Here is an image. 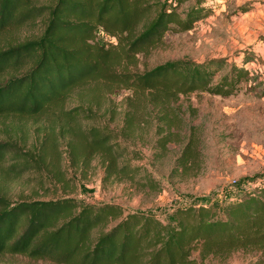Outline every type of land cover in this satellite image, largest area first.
Masks as SVG:
<instances>
[{
  "label": "trees",
  "instance_id": "obj_1",
  "mask_svg": "<svg viewBox=\"0 0 264 264\" xmlns=\"http://www.w3.org/2000/svg\"><path fill=\"white\" fill-rule=\"evenodd\" d=\"M184 1L0 0V32L43 25L39 35L0 48V77L10 75L0 83V116L58 108L77 137L71 142L76 160L99 155L108 177H138L160 190L152 174L134 164L143 157L131 147L136 128L155 125L161 156L187 130L178 105L182 95L229 96L250 77L247 68L228 65L225 57L168 60L141 72L128 69L168 31H189L206 16L198 4L180 10ZM100 33L106 41L98 39ZM90 80L97 87L132 91L120 129L92 107L65 108L73 89ZM83 121L89 126L82 129ZM11 154L16 160L11 167L18 173L31 168V162L39 167L44 161L16 143L0 142V162ZM199 165L200 150L189 135L176 169L188 173ZM174 215L175 220L165 222L153 212H127L117 202L69 196L13 201L0 189V256L25 254L56 264H194L195 252L201 260L211 257L221 263L243 251L264 259V179L220 212L190 204L177 206Z\"/></svg>",
  "mask_w": 264,
  "mask_h": 264
},
{
  "label": "rangeland",
  "instance_id": "obj_2",
  "mask_svg": "<svg viewBox=\"0 0 264 264\" xmlns=\"http://www.w3.org/2000/svg\"><path fill=\"white\" fill-rule=\"evenodd\" d=\"M196 4L205 8L204 18L189 31H168L162 42L140 52L128 69L141 72L168 60L202 62L225 57L228 65L247 68L250 77L229 96L199 91L182 95L178 105L187 130L161 156L155 125L136 128L131 147L143 157L134 164L143 165L160 184V190L150 189L138 177H108L99 155L76 160L71 142L77 137L62 112L50 108L35 115L0 116V142L16 143L30 155L44 157L41 166L31 162L33 166L21 173L11 167L16 161L12 154L0 162L2 192L13 201L64 196L91 203L112 201L127 212H153L168 222L175 220L177 206L208 205L220 212L222 205L260 186L264 179V0H186L180 10L187 11ZM42 28L37 22L1 31L0 48L39 35ZM98 39L106 41L107 36L100 33ZM9 77L1 76L0 83ZM131 93L121 86L97 87L96 81L90 80L73 89L65 108L92 107L103 114L104 121L120 129ZM80 125L83 129L89 123ZM189 135L199 147L200 165L182 173L176 169V159ZM193 256L194 264H264V259L252 252L236 251L221 263L211 257L201 260L197 252ZM0 264L56 263L6 253L0 256Z\"/></svg>",
  "mask_w": 264,
  "mask_h": 264
}]
</instances>
